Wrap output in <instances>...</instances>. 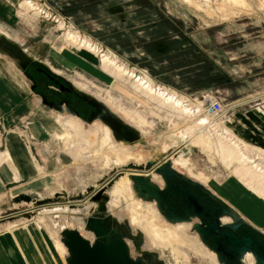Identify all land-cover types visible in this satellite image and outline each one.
I'll return each mask as SVG.
<instances>
[{
	"label": "rangeland",
	"instance_id": "obj_1",
	"mask_svg": "<svg viewBox=\"0 0 264 264\" xmlns=\"http://www.w3.org/2000/svg\"><path fill=\"white\" fill-rule=\"evenodd\" d=\"M35 1L48 9L51 17L30 13V17L22 16L19 12H26L23 0H0V33L35 58L37 66L46 68L48 65L79 89L107 104L141 131L144 142L138 141L131 146L117 141L109 126L100 119L89 121L67 110L61 112L45 105L41 95L32 90L33 78L28 79L14 56L0 51V56L11 60L10 63L20 71L18 87L25 84L27 90L18 108L29 105L27 111L23 108L13 118H19L13 125L7 124V116L0 117V151H6L7 135L8 139H19L22 135L24 141H29V145L22 144L29 150L25 148V154L40 170L44 168L41 176L37 173L24 175L34 177L31 182L16 177L15 182L4 184L7 191L0 193V264L11 263L3 247L5 242L7 246V241L19 244L16 256H20V264H68L69 252L62 241L60 225L77 230L85 226L92 232L86 224L95 221L92 218L98 202L93 199L101 189H107L109 213L121 222H129L133 233H143L141 248L157 252L170 264H177L173 261L176 254L186 259L189 248L177 242L172 245L174 250H164V253L158 246L148 245L145 230L128 213L126 199L109 197L110 191L128 172L147 171L132 166V163L146 165L153 159L170 162L179 171L208 185L248 222L264 231V227L246 214L242 204L254 212L257 210L253 203L259 208L264 206L256 202V194L249 186L235 177L233 167L224 164L217 150L197 144L183 146L181 131L188 128L187 124L170 116L166 110H159L142 96L127 92L122 81L116 80L119 83L112 84L113 76L102 67L99 56L87 49H81L77 54L69 48L65 31L58 28L57 20L63 18L67 26L114 52L138 73L148 74L156 83L193 101L204 102V108L211 101H220L223 111L217 115L209 113L210 116L237 133L236 117L248 116L252 110L264 107L263 1L218 0L219 6L201 9L192 6L188 0ZM198 73L205 75L203 79L198 80ZM48 85H42L44 92L56 95L59 88L51 83ZM79 119L87 127L97 129L100 136L97 150L94 148L96 153L91 156L93 150L88 153L89 162L73 156L68 148L74 139L72 135L70 140L62 141L55 134L57 128L70 130L68 121ZM106 136L108 140L103 142ZM248 147L254 149L251 144ZM3 156L0 155V161L1 158L7 159V163L11 160ZM180 156L187 163L179 161ZM12 173L13 176L17 174L16 171ZM24 184L27 186L13 192L14 188ZM141 202L143 208L151 203ZM53 207L62 210L44 212ZM157 212L156 222L172 224ZM89 237L85 238L93 242L94 236ZM132 247L134 256L140 254L134 242ZM11 250V246L6 248L10 257L13 255ZM194 254L189 264H201ZM204 263L210 264L205 259Z\"/></svg>",
	"mask_w": 264,
	"mask_h": 264
},
{
	"label": "bare ground",
	"instance_id": "obj_2",
	"mask_svg": "<svg viewBox=\"0 0 264 264\" xmlns=\"http://www.w3.org/2000/svg\"><path fill=\"white\" fill-rule=\"evenodd\" d=\"M189 3L198 8H207L210 5L219 6V1L212 2L211 0H188ZM264 3V0H262ZM25 13L22 11L19 12L22 16H28V13L31 15L40 14L45 16V18L51 17V13L48 9L43 7L40 2L35 0H23L22 2ZM17 11V10H15ZM32 16V17H33ZM58 28L64 30V38L66 44L74 52L79 54L81 49H87L93 54H96L100 58L102 67L113 76L111 78L112 84L119 83L116 80L122 81L123 87L127 92H131L134 95L142 96L145 100L157 106L159 110H166L170 116L176 117L179 121L187 124L188 128L181 131V139L183 140V146L190 145H201L209 149H216L220 154L224 164L232 169L235 177L240 179L256 194V202H260L264 206V150L260 147H255L254 149H249V144L241 139L235 132L226 126H223L219 121L214 120L209 113V108H204V102L201 103L197 100L193 101L192 99L179 94L177 91L168 88L164 85L156 83L148 74L138 73L134 68L131 69L123 61H121L118 56L111 52L110 50H105L98 42L94 41L92 38L87 35H83L77 29L67 26L63 18H58ZM2 34V33H0ZM131 89V90H130ZM263 103V102H262ZM262 107H259V110H262ZM213 114V113H211ZM217 115V114H215ZM69 129L66 128H57L56 136L60 140H70L73 136L74 139L70 142L71 152L74 157L80 156V160H85L89 162V154L92 151L96 153V146H99V132L97 129H93L91 126H86V124L80 119L78 121L71 120L68 121ZM94 127V126H93ZM21 133V131L19 132ZM72 135V136H71ZM17 141L25 142L29 145V141L23 140V136L20 135ZM94 137H96L97 142H95ZM108 140V137L103 138V142ZM28 142V143H27ZM28 150V148L25 146ZM96 150H95V149ZM29 151V150H28ZM82 153H85L84 155ZM89 153V154H88ZM24 160L20 159V163L24 164V174L35 175L44 173V168L39 169L34 160H31L30 156L25 154H19ZM179 161L182 163H187V160L183 156L179 157ZM168 163V162H167ZM22 167V168H23ZM174 168V167H173ZM175 169V168H174ZM130 171V170H129ZM152 174L156 175L154 169L151 170H131V173L128 172V175L121 178L115 188L110 191V196H116L118 200L126 199L129 203L127 205L128 213L131 214L134 220H137L141 227L146 232V242L148 245L158 246L164 253V250H174L172 245L177 242L184 247H188L187 252L185 253V258L181 255L176 254L173 256V261L177 264H189L192 262L191 255L199 257L201 264L205 260H209L210 264H217V258L213 252L207 250L205 245H202L201 240L198 237L191 233L189 225L186 224H159L158 212L154 207L155 203H148L146 208H143V204L138 200L137 195L133 192V183L130 180V175H141V174ZM47 178V176H46ZM40 179V178H39ZM45 179V177H44ZM156 181L161 182V178L155 176ZM46 181V180H45ZM40 182V181H39ZM56 194V193H55ZM64 195V193H61ZM107 195V194H106ZM97 196L93 199L96 201ZM53 199V198H49ZM107 199H109L107 197ZM257 211H253L250 207L242 204V207L245 209L246 214L254 219L258 224L264 227V208H259L253 203ZM107 208V206H106ZM62 210L61 207L46 209L44 212L54 213L55 211ZM149 213V214H148ZM59 215V214H54ZM116 221V220H115ZM137 224V223H135ZM138 225V224H137ZM60 225V229H61ZM123 231H127L126 240L133 239L135 245L139 248L141 245L137 243V239L140 238L142 241L144 239L143 233L140 234L133 233L129 223H126L122 228ZM79 232L84 234L85 237L93 236L92 232L88 231L85 226H80ZM62 234V233H61ZM82 234V235H83ZM63 237V236H62ZM90 238V237H89ZM63 239V238H62ZM200 240V241H199ZM132 250V240H127ZM141 244V243H140ZM163 245V246H162ZM183 247V249H185ZM206 247V248H205ZM59 249V248H58ZM174 255V252H170ZM133 254V251H132ZM216 254V253H215ZM144 257H156L160 259L157 252L144 251ZM164 255V254H163ZM176 257V259H175ZM162 260L164 263L166 261ZM253 260V259H252ZM170 264L169 261L166 264ZM249 264H255L253 261H250Z\"/></svg>",
	"mask_w": 264,
	"mask_h": 264
},
{
	"label": "flooded vegetation",
	"instance_id": "obj_3",
	"mask_svg": "<svg viewBox=\"0 0 264 264\" xmlns=\"http://www.w3.org/2000/svg\"><path fill=\"white\" fill-rule=\"evenodd\" d=\"M15 49L16 47H14V45L0 39V51L7 52L12 56L14 55L18 65L20 67H24L27 74L32 76L34 80V91L45 96L48 103H55L56 105L60 104L61 107L76 111L83 119L89 120L91 117L100 119L99 115H101V112L99 110V106H95L91 101H88L85 99V97L80 96L77 92L72 90L71 85L68 83V81H66V79L54 76L48 67L41 68L37 66V64L34 63L35 60L33 61L31 56L23 53L20 49H18V52ZM44 83H46L47 86H49L48 84L50 83L56 85L59 88L57 91L58 93H56V95L45 93V89H43L42 86ZM94 140L95 142L98 141L96 140V137H94ZM133 142L134 141L130 143L131 146L134 145ZM132 166L144 168L147 169V171L154 169L156 173L155 176L161 178V182H159L154 179L155 176H153L151 173L140 175L142 177L148 178V181L158 186L160 190L158 194L165 209L164 215L161 213L160 214L168 223H172L173 225H189L191 233L196 234L198 239L199 235L197 233V229H200L204 236V240L208 245L212 246L214 250L219 249V244L217 243V240H219L221 244L219 255L223 259V264H249L250 261L255 263V258L252 253L248 251L245 253L235 251L232 245L226 243L222 233L224 231L229 232L233 234L237 240H244L247 237L252 238L254 241L250 246V249L253 251H256L257 247L255 241H262L264 243V237L260 236L254 229H252L251 227H256L248 221L247 222L251 225V227H247L246 225H238L237 229L228 227L227 225L233 224L234 220L231 216L223 214L225 209L213 195H217L223 201L225 200L208 185H205L201 182L204 184V186H201L195 181L199 180L195 178L194 180L193 177H191L192 179H186V177H184L187 175L186 173L179 171L175 167L174 171H170L167 162H159L156 161V159L149 161L146 165H136L132 163ZM104 190L105 191L102 193L99 191L96 198L98 206L97 209L94 210L95 217L92 218H95L94 223L92 222V224H86L88 229L93 232L94 243L97 241H104V235L106 234V231L104 230L105 227L113 229L116 226L122 229L126 223H129L127 221L121 222L117 217L109 213L108 208H106L109 201V199L106 198L107 189ZM135 194L143 201L148 202L143 198V196L138 195L137 191ZM151 203H155L157 208L156 202ZM109 216H111V219L109 222H106ZM131 240L135 245V241L133 239ZM137 243L142 245L140 244L142 243L140 238L137 239ZM236 245L238 249L241 248L239 243H236L235 246ZM141 247L142 246L137 248L135 245V249L139 250L140 254L136 253L135 256L132 254L133 257L144 260H153V257H144L143 252L147 249H143ZM207 249L211 251L209 248ZM211 252L215 254L214 251ZM160 259L162 258L160 257Z\"/></svg>",
	"mask_w": 264,
	"mask_h": 264
},
{
	"label": "water",
	"instance_id": "obj_4",
	"mask_svg": "<svg viewBox=\"0 0 264 264\" xmlns=\"http://www.w3.org/2000/svg\"><path fill=\"white\" fill-rule=\"evenodd\" d=\"M0 39L14 45L17 52L18 49H20L23 53H25L24 49L20 48L16 42L5 37V35L0 34ZM31 58L33 59V61H37L35 58ZM46 66L54 76L65 79V77L61 76L59 73H56L51 67H49L48 65ZM21 69L23 70V73L28 77V79H32V76L27 74L24 67H21ZM66 81H68V83L71 85L72 90L77 92L80 96L85 97V99H87L88 101H91L95 106H99V110L101 112L99 118L103 123L109 126L114 138L117 141H123L126 143L129 142V144L132 141H134L133 144L138 141L144 142L141 131L137 127L125 121L119 114L114 112L107 104L99 100L94 95L79 89L70 80L66 79ZM32 90H34V87H32ZM41 98L42 102L47 106H50L61 112L67 110L68 113L79 116L76 111L61 107L60 104L56 105L55 103H48L46 97L43 95H41ZM96 119V117H91L89 121H94ZM167 164L169 166V170L174 171L172 164L170 162H168ZM184 177H186V179H192L188 175ZM130 179L133 181V189L135 190V192L137 191L138 195L143 196V198L148 202H156L158 211L164 215L165 209L158 194L160 192L158 186L148 181V178L142 177L140 175H130ZM195 181L201 186H204V184H202L201 182L197 180ZM104 191L105 190L102 189L100 192L102 193ZM213 196L222 204L223 208L225 209L223 211V214L231 216L234 220L233 224L227 225L228 227H232L234 229H237L238 225H246L247 227H251L247 220L242 217L239 212H237L229 203L223 201L217 195ZM110 219L111 216L107 218L106 222H109ZM251 228L254 229L260 236L264 237V233L262 231L257 230V228L254 227ZM61 229L63 236L62 241L69 252V257L67 258L68 264H165L162 260L157 259L156 257H153V260H144L141 258L133 257L129 243L126 240L128 229L127 231H123V229H120L116 226L113 229L105 227L104 230L106 231V234L104 235V241H97L95 243L85 238L77 229L68 228L65 225H62ZM197 233L199 235V239L201 240V242H203V245H205L211 251H214L216 253V258L219 264H223V259L219 255V249L221 247L220 241L217 240L219 249L214 250L213 247L208 245L204 240V236L201 233L200 229H197ZM222 236L226 240L227 244H230L234 247L235 251H239L241 253H245L248 251L253 254L255 258V264H264V243L262 241H255L257 247L256 251H253L252 249H250V246L253 244L254 240L250 237H247L244 240H237L235 239L233 234L226 231L222 233ZM236 243H239L241 245L240 249L237 248V245L235 246Z\"/></svg>",
	"mask_w": 264,
	"mask_h": 264
},
{
	"label": "crops",
	"instance_id": "obj_5",
	"mask_svg": "<svg viewBox=\"0 0 264 264\" xmlns=\"http://www.w3.org/2000/svg\"><path fill=\"white\" fill-rule=\"evenodd\" d=\"M11 60L7 59L4 56H0V117H6L7 124L13 125L15 124L19 118H16L18 113L22 111L23 108H26V111L28 110V104H23V108L19 109L21 101L23 100L24 95L26 94V87L25 84H19V77L20 71L17 70L11 63ZM25 83V82H24ZM262 104V103H261ZM262 110H259V108L256 110H252L248 113V116L242 115L239 117H236L234 120V124H236V130L237 135L244 138L249 144L252 146L260 147L264 150V107H262ZM25 111L22 113L24 114ZM1 137V136H0ZM8 135L6 137V151H0V155L3 154L7 157H10V161L7 163L4 158H1L0 161V193H4L7 191L6 186L8 182H14L18 179L16 177H19L20 179H27L33 181L35 180L34 177L30 176H24V164L23 162L20 163V159L24 160L19 154H25V148L22 146V143L17 141L16 138H12L14 136H11L12 139H8ZM16 140V141H14ZM10 145V146H9ZM26 155V154H25ZM3 156V157H5ZM31 160H33L31 158ZM5 162V163H3ZM23 167V168H22ZM16 169V170H14ZM12 171H16L17 174L13 176ZM14 177V178H13ZM7 183V184H6ZM27 185L24 184V186H19L13 189L14 191H18V188L25 187ZM2 196V195H1ZM1 199V197H0ZM241 215V214H240ZM244 217L243 215H241ZM245 218V217H244ZM255 226V225H254ZM256 227V226H255ZM260 230V228L256 227ZM264 233L263 230H260ZM5 241H3L4 243ZM6 242L4 247V251L7 255H9V261L10 264H20L21 258L20 256H16V252L18 250L17 247H19V244L17 242H8L7 246ZM11 246V252H13V255H11L6 251L7 247ZM18 253V252H17ZM12 258V261L10 260Z\"/></svg>",
	"mask_w": 264,
	"mask_h": 264
},
{
	"label": "built area",
	"instance_id": "obj_6",
	"mask_svg": "<svg viewBox=\"0 0 264 264\" xmlns=\"http://www.w3.org/2000/svg\"><path fill=\"white\" fill-rule=\"evenodd\" d=\"M207 108H209V112L216 114V113H220L223 111V105L220 101L215 100V101H211L209 103V105L207 106Z\"/></svg>",
	"mask_w": 264,
	"mask_h": 264
},
{
	"label": "trees",
	"instance_id": "obj_7",
	"mask_svg": "<svg viewBox=\"0 0 264 264\" xmlns=\"http://www.w3.org/2000/svg\"><path fill=\"white\" fill-rule=\"evenodd\" d=\"M39 66H40V65H39ZM197 76H198V80H200V79H203V77H204L205 75L198 73Z\"/></svg>",
	"mask_w": 264,
	"mask_h": 264
}]
</instances>
